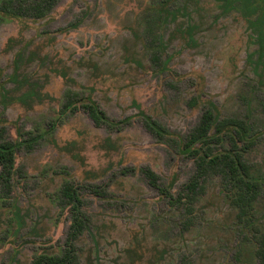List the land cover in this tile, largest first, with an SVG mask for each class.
Returning <instances> with one entry per match:
<instances>
[{
    "label": "rangeland",
    "instance_id": "374dc122",
    "mask_svg": "<svg viewBox=\"0 0 264 264\" xmlns=\"http://www.w3.org/2000/svg\"><path fill=\"white\" fill-rule=\"evenodd\" d=\"M1 15L0 143L17 148L8 190L0 180V264L63 250L73 216L58 192L64 181L86 217L76 264H259L264 0H56L41 18ZM68 90L74 106L61 110ZM81 103L118 126L96 125ZM205 106L249 128L239 152L259 194L246 221L219 173L203 181L191 213L158 188L182 196L200 147L184 138Z\"/></svg>",
    "mask_w": 264,
    "mask_h": 264
},
{
    "label": "trees",
    "instance_id": "16d2710c",
    "mask_svg": "<svg viewBox=\"0 0 264 264\" xmlns=\"http://www.w3.org/2000/svg\"><path fill=\"white\" fill-rule=\"evenodd\" d=\"M55 3L56 0H0V21L3 20L1 14L41 18L50 12ZM151 61L153 64L159 65V56L152 54ZM76 96L77 92L75 91L68 90V92L63 93L64 102L60 106L61 110L73 107V98H76ZM195 103V97L188 101L190 106ZM80 106L85 109L96 125L118 126L108 122L104 112L93 104L81 103ZM143 124L145 129L156 138L164 137L155 121L144 119ZM228 126L233 133L225 132L224 128ZM247 129L249 128L243 121L235 118L218 119L210 106L203 108L198 121L187 133L183 142L186 147L194 143L200 144V147L190 151L195 170L185 184L182 196L172 199L167 189L158 187L159 177L151 168L142 167L141 172L149 184L158 187L161 193L170 199V202L176 205L180 204L186 213H191L192 204L202 187L203 181L208 175L219 173L222 188L226 191L231 204L236 208L237 217L246 221L250 218L252 203L259 194V183L250 172L247 163L241 159V153L239 152L240 145L238 142L244 140V133L247 132ZM224 139L228 140L230 146L227 150L221 151L220 148H223L222 141ZM16 148V145L10 141L0 143V180L4 182L7 190L9 189V179L14 166ZM58 192L63 207L68 206L73 210L72 221L64 240L63 250L59 254H37L32 259L31 264H76L77 256L73 241L86 228V217L82 215L83 213L79 208L82 203L81 196L77 192L76 185L69 181H64ZM255 256L259 264H264V232L258 240Z\"/></svg>",
    "mask_w": 264,
    "mask_h": 264
}]
</instances>
